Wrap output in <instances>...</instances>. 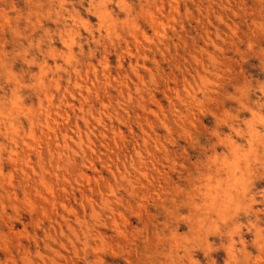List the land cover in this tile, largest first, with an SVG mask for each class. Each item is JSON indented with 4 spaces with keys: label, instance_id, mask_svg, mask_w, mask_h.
I'll use <instances>...</instances> for the list:
<instances>
[{
    "label": "clouds",
    "instance_id": "obj_1",
    "mask_svg": "<svg viewBox=\"0 0 264 264\" xmlns=\"http://www.w3.org/2000/svg\"><path fill=\"white\" fill-rule=\"evenodd\" d=\"M0 264H264V0H0Z\"/></svg>",
    "mask_w": 264,
    "mask_h": 264
},
{
    "label": "rangeland",
    "instance_id": "obj_2",
    "mask_svg": "<svg viewBox=\"0 0 264 264\" xmlns=\"http://www.w3.org/2000/svg\"><path fill=\"white\" fill-rule=\"evenodd\" d=\"M252 75H255V73H252ZM72 210H76V209L73 208Z\"/></svg>",
    "mask_w": 264,
    "mask_h": 264
}]
</instances>
